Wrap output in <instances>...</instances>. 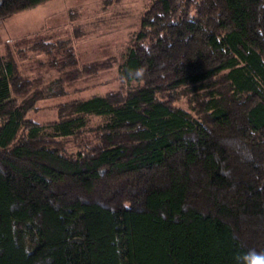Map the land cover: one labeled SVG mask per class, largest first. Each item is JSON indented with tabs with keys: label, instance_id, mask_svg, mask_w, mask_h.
I'll use <instances>...</instances> for the list:
<instances>
[{
	"label": "trees",
	"instance_id": "1",
	"mask_svg": "<svg viewBox=\"0 0 264 264\" xmlns=\"http://www.w3.org/2000/svg\"><path fill=\"white\" fill-rule=\"evenodd\" d=\"M49 1L1 0L0 21ZM42 31L16 54L46 55L33 73L0 52V264H235L264 252V0H152L119 69L129 87L64 104L45 124L26 116L107 62L81 66L72 38ZM232 138L250 158L222 143Z\"/></svg>",
	"mask_w": 264,
	"mask_h": 264
},
{
	"label": "rangeland",
	"instance_id": "2",
	"mask_svg": "<svg viewBox=\"0 0 264 264\" xmlns=\"http://www.w3.org/2000/svg\"><path fill=\"white\" fill-rule=\"evenodd\" d=\"M151 1L52 0L0 21V52L5 56L15 55L19 69L25 74L33 73L36 61L40 58L44 61L47 57L36 51L16 54L29 47L42 29L55 30L60 36L72 38L81 66L107 62L105 69L84 75L63 88L57 87L58 95L39 101L26 119L39 124L58 121L59 107L64 104L129 87L120 79L119 69L138 31L140 17ZM45 71L46 82H52L56 78L55 70L45 67ZM177 103L189 108L186 97ZM101 124L102 118L92 117L91 127ZM64 149L67 153L79 151L72 142Z\"/></svg>",
	"mask_w": 264,
	"mask_h": 264
},
{
	"label": "clouds",
	"instance_id": "3",
	"mask_svg": "<svg viewBox=\"0 0 264 264\" xmlns=\"http://www.w3.org/2000/svg\"><path fill=\"white\" fill-rule=\"evenodd\" d=\"M232 151L236 152L242 158H250L251 154L245 148L239 139L232 138L222 141ZM222 174L230 175L228 170L222 169ZM235 264H264V252H258L255 249H250L243 255L235 257Z\"/></svg>",
	"mask_w": 264,
	"mask_h": 264
},
{
	"label": "crops",
	"instance_id": "4",
	"mask_svg": "<svg viewBox=\"0 0 264 264\" xmlns=\"http://www.w3.org/2000/svg\"><path fill=\"white\" fill-rule=\"evenodd\" d=\"M43 30V29H42Z\"/></svg>",
	"mask_w": 264,
	"mask_h": 264
}]
</instances>
